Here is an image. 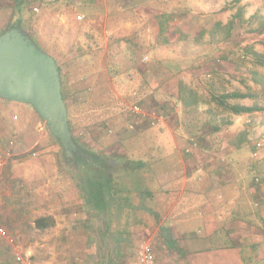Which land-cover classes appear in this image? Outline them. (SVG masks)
I'll use <instances>...</instances> for the list:
<instances>
[{
  "label": "rangeland",
  "instance_id": "rangeland-1",
  "mask_svg": "<svg viewBox=\"0 0 264 264\" xmlns=\"http://www.w3.org/2000/svg\"><path fill=\"white\" fill-rule=\"evenodd\" d=\"M170 1L168 9L176 2ZM193 1L201 3L195 6L197 9L194 7L190 10L201 15L200 26L207 24L208 14L215 15L213 5L217 2L216 9L220 5L225 20L216 32L220 33L223 29L227 41L224 42L226 48L215 51L212 69L201 72L200 81H182L181 87L175 86L179 96L182 92L186 100L195 98L203 102L191 108L180 101L183 112L185 109H189V112L179 116V123L189 132L196 128L203 130L200 128L202 124H218L221 131L228 130L236 115L218 106L216 98L241 91L252 94V97L245 98L251 105L264 106V65L256 55L264 56V0ZM53 4L59 12L54 13L52 8L50 15L48 11ZM31 5H36L37 10L31 9ZM73 6L76 7L70 0L51 3L47 0H0V34L7 29L23 30L41 49L56 59L76 142L91 156L101 155L109 161L110 158H119L117 167L111 168L115 177L111 186L115 187L117 196L110 198L109 193L104 192L106 195L99 199L98 212L91 209L90 203L87 204L85 200L88 189L79 162L75 165L70 162L59 139L50 133L46 122L31 104L7 100L8 104L16 103L13 106L0 104V116L14 121L15 126L5 130H42L46 136L43 145L36 143L38 136L32 135L28 142H24L23 152L14 146L18 133L9 136L0 145V192H8L14 197L11 196V200L4 204L7 229L21 245L24 254H28L36 264H107V260L113 264L117 250L120 251V258L128 260L127 264H138L139 249L144 243L153 246L158 264H182L176 252L168 253L164 249L166 247L162 244L165 240L155 241L160 228L164 226L163 216L153 225L154 218L144 207L145 203L150 204L145 201L146 180L164 172L169 166H163L164 162H160L154 172L147 174L145 166L138 169L140 166L132 165L138 160L146 162L151 145L159 143L158 130L150 128H156L173 114L165 96L171 94L173 89L170 86L160 88L162 86H158L154 80L152 69L146 70L148 65L154 66L166 55L154 54L158 48H152L149 44L150 38L144 34L151 32L143 23H137L143 34L139 42L142 49L139 51L137 44L138 50L132 53L129 31L132 27L123 28L119 23L109 29L108 34L104 28L98 27L97 22L76 26L78 36L84 35V38L78 39L69 32L67 23L60 17L66 11L70 20L74 15V18H83L85 23L82 14H77L78 10ZM115 9L114 6L109 7L110 13L117 12ZM115 19L121 20L122 16L115 15ZM75 22L78 20L75 19ZM175 31L178 29L170 32L173 38L177 36ZM169 45L167 47L173 49L179 46L176 41ZM159 97L164 99L157 101ZM228 101L240 103L243 99L230 98ZM134 106H139L138 112L133 111ZM208 107L212 108V112L207 111ZM153 116L159 117L158 125L157 118ZM248 119L241 128L246 133L241 143L252 149L247 155L262 157L264 167V127L256 126L258 122L261 125L264 123V111L253 112ZM229 120L230 124L227 123ZM247 127L249 129L246 131ZM235 128L233 126L232 130ZM1 129L4 130V127L1 126ZM186 130H179L178 133H189ZM221 134H214L219 138V142L214 144H220V139L227 140L222 138L226 135ZM229 137L230 142H236L233 135ZM256 141H260V148H256ZM239 151L244 154L245 149ZM237 155L234 153L232 157L236 158ZM29 159L41 160L44 166H35L34 162L25 165ZM170 159L173 162L171 168H176L175 154H171ZM119 166L123 173L117 174ZM246 168L249 170L247 165ZM243 169L241 167L246 175ZM255 182L264 185V181ZM87 197L92 201L89 195ZM99 200L93 202L97 204ZM40 217L47 218L49 223L53 219L54 224L39 228L36 220ZM172 217H169L167 224H170ZM157 246L161 247L160 250ZM248 253L251 259L246 264H259L250 250Z\"/></svg>",
  "mask_w": 264,
  "mask_h": 264
},
{
  "label": "crops",
  "instance_id": "crops-1",
  "mask_svg": "<svg viewBox=\"0 0 264 264\" xmlns=\"http://www.w3.org/2000/svg\"><path fill=\"white\" fill-rule=\"evenodd\" d=\"M47 1L51 3L57 0ZM70 1L72 5L75 4L76 7H73L77 8V14L78 12L82 14L85 20L84 23L83 18L77 19L74 15L70 20L66 11L61 14L60 17L64 18L63 21L67 23L69 32L73 36H78L76 26H83L89 22H97L98 27L104 28L107 34L109 29L119 23V26L121 24L123 28L132 27V30L129 29L132 53L133 47L138 50L137 44L139 51L142 49L139 42L143 34L138 29V24L143 23L151 32L144 34L150 38L149 44L152 48H158L154 54L166 55L154 66L153 64L148 65L146 70L152 69L154 80L158 82V86H162L160 88L170 86L173 89L171 94L165 95L173 114L168 116L164 122L158 120L156 124L160 123L156 128H150V130H158L159 143L154 144L153 147L160 152L162 156H160V162H164L163 166H169V168L150 177L148 187L152 189V184H157L154 187V200L151 202H158V208L164 214V219L173 216L168 225L172 229L174 238L178 239L177 244L181 247L179 256L183 255L182 258L177 256V259H182L180 263L183 264H246L251 259L248 253L250 250L251 255H255V261L264 264V249L262 248L264 246V185L255 182L264 181L263 159L247 155L252 149L241 143L246 134L241 128L253 112L236 115L231 123L232 127H236L234 130L229 127L228 130L216 131L213 130L212 125H207L210 128L196 130V135H201V138H195L197 141L194 142H191L193 139L189 140V133L183 135L178 133L179 130H186L179 123V116L189 111L184 110L183 112L182 105L180 106L179 90L175 89V86L181 87L182 81H188V83L200 81L201 72L212 69L211 64L215 51L226 48L225 32L223 29L220 33L216 32L225 20L221 15L223 11L220 10V5L216 9L217 2L214 0L216 2L213 5L215 15L208 14L207 24L200 26L201 15L196 13L197 11L190 12V10L201 3L193 0H176L171 9H168L170 0L167 5L166 0ZM111 6H114L117 12L111 14L109 11ZM35 7L36 5L30 6L31 9ZM52 8L55 10L54 13L59 12L53 4L48 14L52 15ZM115 15H121L122 19H115ZM75 19L78 22H75ZM138 20L140 22H137ZM172 29H178L175 31L177 36L174 38L170 34ZM77 38H84V35H79ZM174 41L178 42L179 46L174 49L168 48L169 43ZM208 65H210L209 68H207ZM161 99L164 98L159 97L157 101ZM15 103L8 104L7 100L0 97L2 105L13 106ZM154 103L158 104L156 101ZM240 103L251 105L245 98ZM7 119L6 116L5 118L0 116V145L16 133H18L15 139L16 144H14L16 150L25 151L24 142H28L32 135L38 136L36 143L40 142L44 145L43 141H46V136L42 130H5L15 126L14 121H7ZM256 126L264 127V123L261 125L258 122ZM248 129L249 127L246 131ZM220 132L221 135H226L222 138L227 140L220 139V144L216 145L214 142L218 143L219 138L214 134ZM230 135L234 136L236 142L234 140L230 142ZM259 143L260 141L255 142L256 148H260ZM241 148L245 149L244 154L239 151ZM189 152L193 155L188 154ZM234 153H238L236 158L232 157ZM171 154H175L176 168H171L173 165L170 159ZM33 162L35 166H44L41 160L35 161L34 159H29L25 165H32ZM241 167L246 170V175L241 171ZM244 195L245 198H242ZM11 196L8 192H0V221L1 227L6 231L5 235L0 233V264H19L14 256L15 246L9 242V238L14 236L10 234L5 224L4 204L11 200ZM149 196L150 194L145 196V201L150 203ZM252 199L255 200L252 201ZM81 202L85 203L82 199ZM91 209L98 212V208L91 206ZM102 212L103 210L100 213ZM15 241L19 245L16 238ZM19 246L21 248V245ZM116 253L117 258L114 259L113 264H127V259L119 257L120 251L117 250ZM106 263L110 262L107 260Z\"/></svg>",
  "mask_w": 264,
  "mask_h": 264
},
{
  "label": "water",
  "instance_id": "water-1",
  "mask_svg": "<svg viewBox=\"0 0 264 264\" xmlns=\"http://www.w3.org/2000/svg\"><path fill=\"white\" fill-rule=\"evenodd\" d=\"M0 97L31 104L59 139L67 157L74 151L85 153L70 127L56 59L18 28L0 34Z\"/></svg>",
  "mask_w": 264,
  "mask_h": 264
},
{
  "label": "trees",
  "instance_id": "trees-1",
  "mask_svg": "<svg viewBox=\"0 0 264 264\" xmlns=\"http://www.w3.org/2000/svg\"><path fill=\"white\" fill-rule=\"evenodd\" d=\"M135 49H136V47H133V51ZM256 55L258 56V61H261V64L264 65V56L260 55V54H256ZM63 97L66 100V95L64 93V90H63ZM179 97L182 99L181 101L184 102L186 107L189 106L192 108V107H196L198 105L200 106L201 104H203V102H198L195 98L186 100V97L184 96V94L182 92H181ZM247 97H252V94H249L247 92H241V91H233V92L227 93L226 95L224 94L223 96H221L219 98H216L215 101H217L218 106L224 107L226 110H228L229 112H231L235 115H240L242 113H252L255 111H264V106H259L256 104L245 105V104H241V103H230L228 101V99H230V98L244 99ZM206 109H207V111L212 112L211 107H208ZM185 110L189 111V109H185ZM227 123L230 124L231 121L229 120ZM185 125L187 126V124H185ZM201 127L204 129L207 126H204V124H202V126H200V128ZM212 128H213V130H216V131L221 129V127L218 124H212ZM198 129L199 128H196L195 131L189 132V134H194V136H192V137L190 136L191 138H189L190 141L193 139L191 142L197 141V140H195V138H201V135H199V134L196 135V130H198ZM154 144L155 143H153L151 145V147L149 148V151L146 154V158H147L146 162L143 160H138V161L132 162L133 164L131 162H128V163H131L134 166H137V165L140 166V167H138V169L145 166L144 167L145 173H147V174L154 172L160 163V156H161L160 152L157 151L155 149V147H153V146H155ZM80 146L82 147V145H80ZM188 154L193 155L192 152H189ZM110 159H111V161L106 160V158H103L101 155H97L96 157H94L93 155L91 156V154H90V160H87V159L81 157V160L79 161L80 171L84 173L83 175H85L84 176L85 177L84 183H85L86 188L88 189V193L85 195L86 196L85 200L87 201V204L90 203V205L93 206L94 208L100 209L99 204H100L101 200H99V199L104 198V196L106 195V194L105 195L103 194L104 192L109 193L110 198H115L117 196V193L114 189L115 187L111 186V184L113 182H115L114 173L111 170V168H115L116 164L118 163L119 158L118 159L117 158H114V159L110 158ZM155 164H157V165L155 166ZM132 169L134 171V168H132ZM121 170H122V168H120V166H119L120 172L118 171L117 174L123 173ZM85 171L87 172L86 174H85ZM149 181L150 180L147 179L146 182H148V184L144 183L145 184V188H144L145 190L144 191H146L148 195L150 194V196H149L150 197V199H149L150 204L145 203L144 207H146V210H148L150 212V214L153 216V218H154L153 225L158 223L160 220V217H162V216H163L162 220L164 222V224H163L164 226H162L160 228V231L158 232L155 241L158 242L159 240H162V241L165 240V242L162 244L164 247H166L164 249H166L168 253L169 252L172 253L174 251V252H176L175 254H177L179 256V254H181V252L179 251V249L181 250V247L177 244L178 239L174 238L172 229L169 228L170 226L167 224L168 217H167V219H164V214L158 208V206H159L158 202H156V203L151 202V200L152 201L154 200V187L157 186V184L153 183L152 189H150V187H148ZM88 195L90 196L89 198H91L92 201H90L88 199V197H87ZM95 199L99 200V201H97L98 202L97 204H96V202H93V200H95ZM144 210H145V208H144ZM36 223H37V226L39 228H46V227L54 224V220L52 219V221L49 223L47 221V218L40 217L36 220ZM149 227H152V226L149 225ZM157 248L159 249L161 247L157 246ZM158 249H156L157 252H158ZM152 251L154 252L155 264H158L155 249L153 248V246H152ZM182 257H183V255L179 256V258H182Z\"/></svg>",
  "mask_w": 264,
  "mask_h": 264
},
{
  "label": "built area",
  "instance_id": "built-area-1",
  "mask_svg": "<svg viewBox=\"0 0 264 264\" xmlns=\"http://www.w3.org/2000/svg\"><path fill=\"white\" fill-rule=\"evenodd\" d=\"M78 17L81 18L82 16H78ZM133 111L138 112L139 106H134ZM153 118L154 119L157 118V120H159V117L153 116ZM0 233L3 235L6 234V231L4 230V228L1 227V221H0ZM9 242L13 246H15L14 256L19 264H36L32 261V259L30 258L28 254H24V252L16 244L14 237H10ZM139 264H155L154 252L152 251V246L150 245V243H144L141 245L139 249Z\"/></svg>",
  "mask_w": 264,
  "mask_h": 264
},
{
  "label": "flooded vegetation",
  "instance_id": "flooded-vegetation-1",
  "mask_svg": "<svg viewBox=\"0 0 264 264\" xmlns=\"http://www.w3.org/2000/svg\"><path fill=\"white\" fill-rule=\"evenodd\" d=\"M85 151V153L84 154H81L80 152H78V151H74V155L71 157V158H68L69 160H70V162L72 163V164H76L77 162H79L80 160H81V157L82 158H85V159H87V160H90V154L86 151V150H84ZM81 156V157H80ZM74 160V161H73Z\"/></svg>",
  "mask_w": 264,
  "mask_h": 264
},
{
  "label": "clouds",
  "instance_id": "clouds-1",
  "mask_svg": "<svg viewBox=\"0 0 264 264\" xmlns=\"http://www.w3.org/2000/svg\"><path fill=\"white\" fill-rule=\"evenodd\" d=\"M261 143H259V145H260ZM255 153H257L258 154V151L257 152H255Z\"/></svg>",
  "mask_w": 264,
  "mask_h": 264
}]
</instances>
